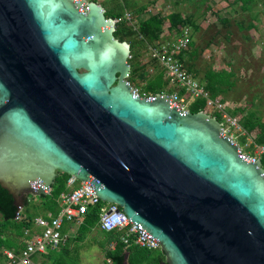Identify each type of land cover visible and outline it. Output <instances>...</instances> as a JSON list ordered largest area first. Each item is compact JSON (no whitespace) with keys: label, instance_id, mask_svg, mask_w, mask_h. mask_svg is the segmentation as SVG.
I'll return each instance as SVG.
<instances>
[{"label":"water","instance_id":"water-1","mask_svg":"<svg viewBox=\"0 0 264 264\" xmlns=\"http://www.w3.org/2000/svg\"><path fill=\"white\" fill-rule=\"evenodd\" d=\"M105 12L0 0V187L20 211L64 174L117 205L166 264H264L260 159L214 116L140 95Z\"/></svg>","mask_w":264,"mask_h":264},{"label":"rangeland","instance_id":"rangeland-1","mask_svg":"<svg viewBox=\"0 0 264 264\" xmlns=\"http://www.w3.org/2000/svg\"><path fill=\"white\" fill-rule=\"evenodd\" d=\"M92 1V0H87ZM105 11L114 9L121 13L118 21L133 30L138 28L140 22L151 16L165 17L171 13H179L182 17H192L194 26L183 29L186 32L188 46L185 49L183 69L200 86L206 87L209 73L226 71L232 74L229 81L232 87L222 86L223 92L218 93L213 100H221L238 119V128L227 127V134L233 135L237 144L241 146L246 155L260 156L259 150L253 146L260 129L247 133L243 127L244 117L254 113L264 122V0H256L254 8L249 12L240 9V4L234 0H96ZM130 19V21H129ZM116 25V24H115ZM168 32L164 25L159 38L148 46L137 44L135 51L137 58L134 61L137 69L132 86L144 89L149 80L153 79L162 69L151 61L148 55L149 46H167L178 41L181 35ZM169 86L178 92L175 84ZM172 89V91H173ZM169 92V93H172ZM173 92V93H174ZM188 107L189 98L181 95ZM244 109L243 115L237 110ZM204 111V110H203ZM212 110L207 114L213 116ZM222 122V119L219 120ZM32 197H29L31 200ZM38 203L29 204L28 210L35 215H42L43 206L40 198ZM40 200V201H39ZM0 216V223H2ZM76 223V222H75ZM97 232L85 236L81 242L84 262L86 264H109L104 253L97 248L90 237ZM92 257L95 259L93 260ZM102 260V261H101ZM105 261V263H104Z\"/></svg>","mask_w":264,"mask_h":264},{"label":"built area","instance_id":"built-area-1","mask_svg":"<svg viewBox=\"0 0 264 264\" xmlns=\"http://www.w3.org/2000/svg\"><path fill=\"white\" fill-rule=\"evenodd\" d=\"M117 22L118 20H115V24ZM187 46L188 39L186 32H184L175 43L167 46H149L147 51L151 61H154L162 69L165 78L169 79V83H173L178 89L184 90V95L188 96L190 101L203 99L205 101L204 112L212 110L211 112L214 114H220L224 134L228 135L227 127L238 128L239 132H241L242 129L239 127L238 119L229 114L227 105L221 100H213L205 88L195 82L187 74V71L183 69L178 56ZM168 95L173 97V101L180 105V112L188 111L185 99L180 97L178 92ZM149 96L154 98L152 95ZM230 137L235 141L233 135ZM252 144L259 150L261 156L264 153V145ZM239 150L240 156L246 155L240 145ZM247 156V159L252 162L260 159V156ZM66 189L67 192L62 194L58 200V213L56 215L49 213L46 217L34 218L33 225L39 232L31 233L30 229H24L23 247L19 251H1L0 264H33L35 256L45 255L50 251L59 249L67 241V235L63 233V226L66 223L73 222L81 225L83 217L88 210L95 207H99L97 226L100 230L121 233L120 241L126 246L134 244L149 251L160 250L159 243H154L152 240L144 238L117 205L102 202L95 196L91 187L84 182H80L74 177H69L66 181ZM21 215L22 209L18 211L15 221H21L23 219Z\"/></svg>","mask_w":264,"mask_h":264},{"label":"trees","instance_id":"trees-1","mask_svg":"<svg viewBox=\"0 0 264 264\" xmlns=\"http://www.w3.org/2000/svg\"><path fill=\"white\" fill-rule=\"evenodd\" d=\"M95 2L96 0H92ZM256 0H234V3L240 4V9L244 12H249L254 8ZM96 3V2H95ZM106 18H111L117 20L121 18V13H115L114 9L105 12ZM164 25L168 29V32L176 33L177 35L182 34L183 29L188 26H194L192 22V17H182L179 13H171L165 17L161 16H151L143 22L138 24V28L133 30L130 26L125 24L124 20H120L116 23L114 37L120 42H127L130 45V58L128 63L131 67V71L128 77V82L132 85L134 81V75L137 72L135 68L134 61L137 58V52L135 48L137 44H152L159 38L160 33L163 30ZM196 28V27H195ZM186 51L183 50L178 58L181 63H183ZM190 72V70H187ZM207 85L205 90L209 93L210 97L213 99L218 93L223 92L222 86H226L227 89L232 87V82L229 79L232 74L226 71L220 73H209L207 75ZM169 79L165 78L164 72H159L153 79L149 80L145 85L140 95H152L155 96L161 93L172 94L174 89L169 86ZM173 89V91H172ZM172 93H169L171 92ZM179 96L184 95V90L179 89ZM188 99L189 97L186 96ZM205 109V101L203 99L189 101L187 110L192 113H198ZM237 114L243 115L244 109L237 110ZM234 115L235 111L232 112ZM229 111V114L232 115ZM213 116L219 121L221 119L220 114L215 113ZM243 127L247 133L259 128L260 132L256 136L255 143L258 145H264V122L257 118L254 113H248L244 118ZM261 166L264 170V153L260 156ZM69 177L64 174H59L56 178L54 184L51 187V192L49 195L40 197L43 207L57 214L59 211L58 200L60 196L67 192L66 181ZM29 205L28 199L24 201V207ZM98 211L99 207L89 209L86 215L83 217L82 223L78 229V238L82 239L84 236L89 234L92 229L98 226ZM18 212L17 207L13 203L12 197L7 191L0 187V216L2 217V223L0 227L7 226V224H12L15 221L16 214ZM22 216V215H21ZM23 218V216H22ZM31 214H27V217L20 221L19 224L15 225L18 230H24L30 228L32 221ZM32 221V222H31ZM98 234L100 237L99 247L102 249L106 262L109 264H166L164 259V254L158 251H149L146 249L139 248L134 244L129 246L124 245L121 241V233L116 231L105 232L98 229ZM49 256L52 254L48 253ZM54 254V253H53ZM56 256V254H54Z\"/></svg>","mask_w":264,"mask_h":264},{"label":"crops","instance_id":"crops-1","mask_svg":"<svg viewBox=\"0 0 264 264\" xmlns=\"http://www.w3.org/2000/svg\"><path fill=\"white\" fill-rule=\"evenodd\" d=\"M208 113V112H207ZM40 201V200H39ZM29 204L38 203L36 198L32 197L31 200L28 198ZM41 202V201H40ZM42 205V202H41ZM43 206V205H42ZM29 205L27 207H22V216L25 219L27 214H31L32 221L34 218L38 217H46L47 214L52 213L45 208H43L42 215H35L28 210ZM59 208V205H58ZM53 214V213H52ZM23 219V220H24ZM31 221V222H32ZM20 221H14L12 224H7V226L0 227V252L4 250H14L19 251L22 247V238H23V230H18L15 228V225L19 224ZM80 225L78 223H66L63 226V233L67 235L66 243L57 250L50 251L52 254L49 256V252L45 255H37L33 259V264H86L84 262L85 253L82 252V248L80 247L81 242L84 241L85 236L82 239L78 238V229ZM31 233H38L39 230L31 224L30 228ZM97 229L93 237H90L92 242L97 245V248L102 251L99 247L100 237L98 234V227L92 229L93 232ZM100 230V229H99ZM90 232V233H91ZM88 235V234H87ZM103 252V251H102ZM56 254V256L54 254ZM94 260L95 258L92 257ZM102 261V260H101ZM105 263V261H104Z\"/></svg>","mask_w":264,"mask_h":264}]
</instances>
